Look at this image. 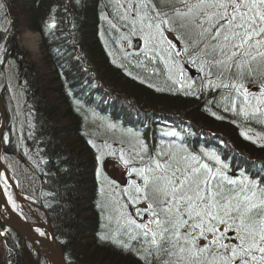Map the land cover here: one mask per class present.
I'll list each match as a JSON object with an SVG mask.
<instances>
[{
	"label": "trees",
	"instance_id": "obj_1",
	"mask_svg": "<svg viewBox=\"0 0 264 264\" xmlns=\"http://www.w3.org/2000/svg\"><path fill=\"white\" fill-rule=\"evenodd\" d=\"M7 5L0 11L2 161L20 193L45 209L65 264H144L135 251L100 239L97 155L82 112L99 108L96 99L112 95L102 113L125 118L127 112L128 125L136 108L153 112V121L175 120L169 125L194 137L195 148L204 144L249 180L264 181V143L244 136L240 120L217 108L210 92L154 89L111 61L102 32L116 12L107 0H7ZM24 31L41 37L37 61L21 45ZM109 237L139 247L124 227ZM0 238L5 247L0 264H32L28 243L1 223Z\"/></svg>",
	"mask_w": 264,
	"mask_h": 264
},
{
	"label": "snow or ice",
	"instance_id": "obj_2",
	"mask_svg": "<svg viewBox=\"0 0 264 264\" xmlns=\"http://www.w3.org/2000/svg\"><path fill=\"white\" fill-rule=\"evenodd\" d=\"M7 6L0 0V11ZM181 6L186 11L170 0H125L118 22L127 29V46L138 35L144 47L137 57L164 62L169 79H183L187 64L198 65L202 88L206 83L242 97L239 112L246 118L256 100L252 118L264 116V0H181ZM162 155L131 168L139 182L122 190L121 209L131 210L120 211L118 225L123 219L128 239L139 247L100 239L135 251L144 264H264V181L228 176L212 154H206L212 166L196 155L171 154L163 162Z\"/></svg>",
	"mask_w": 264,
	"mask_h": 264
},
{
	"label": "rangeland",
	"instance_id": "obj_3",
	"mask_svg": "<svg viewBox=\"0 0 264 264\" xmlns=\"http://www.w3.org/2000/svg\"><path fill=\"white\" fill-rule=\"evenodd\" d=\"M107 1L109 4H111V7H114L112 10L113 12H116V20L114 19V21L118 24L114 23V21H109V17L106 15L108 13H105L106 18L110 23L107 21L105 29L108 28V31L105 30V32L102 33V39L112 62L119 66H125L127 75L154 89H172L173 91H178L181 93L195 90V94H205L210 92L211 101L217 108L219 107L224 111L226 108L229 109L225 112L230 115L237 114L244 116L239 112L240 107L243 105L242 97H238L236 95L230 97L229 94H226V97H220L218 92L224 88L209 87L206 83L203 88L201 87V77L203 73L199 72L198 65L187 64L184 72L185 78L183 79L178 74H174L172 79H169V72L165 67L164 62L154 60L149 63V61L143 55L137 57L136 53L144 47L143 41L139 40L138 35L130 36L129 38L131 39L133 46H127L125 40L123 39V37L127 34V29L122 27L123 21L118 22L119 16L124 12V8L121 7V5L125 3V0ZM170 2L175 3L176 6L181 8L182 11H186V9H183L181 6V0H170ZM188 3L195 4L196 0H188ZM112 24H116L115 29L112 28ZM176 35H183V33L177 32ZM40 44L41 38L37 33L24 31L21 35V45L24 47L30 58H32L33 62L40 58ZM181 44L186 46L185 41L183 40L181 41ZM181 63H183V61H181ZM189 85H191L190 88ZM253 90L255 91L256 89ZM233 101L237 105L235 112L231 111ZM256 103V100L250 101V106H247L246 108V110L249 112V116L247 118L244 116V119L241 120L239 124L242 127L244 136L257 143H262L264 142V116L257 114V118L253 119L251 115ZM84 110H82V112L85 114L83 116L85 117L83 129L90 135V144L97 155L98 182L101 193L100 209L102 213L103 236L109 237L111 231L118 225L117 218L119 217L121 210L125 212L131 210L121 209V206L126 200V196L123 194L122 190L127 188L129 191H131L132 180H137V182H139V178L135 173L129 175V170L131 168L144 167L145 163L149 160V156H152L155 159L157 157V153H160L161 151L164 154L159 157L162 162L165 159H168L171 154H176L181 157L185 155H196L200 157L201 163H209L210 166H212L215 164V161L208 160L206 154H212L219 157L215 152L210 150L199 149L194 152L186 151L176 148L174 145H171L170 142H163L161 145L156 143L153 149H149L147 147H150L148 133L157 127V125L152 123L155 115H153L152 121L149 122L142 120V122L130 123V126L136 128L137 130H143V133H139L136 132V130L118 127L113 122H111L114 117H117L116 113H112L108 119L105 115H97L96 112H94L91 108L84 107ZM2 111L3 108L0 105V124H3V118H1V114L2 117H4V114ZM112 111L120 112V110L115 107L112 108ZM148 112L153 113L151 111ZM122 114H124L125 118H127V112H122ZM163 128L164 127L158 128V130L165 134V136L168 138H172L173 140L178 136V134L175 136L167 135L166 133L172 131H166L163 130ZM151 141H154L153 137L150 138V142ZM145 147L147 148V152L143 150ZM125 161H128V163L125 164ZM221 164L226 165L222 161ZM217 167H219V165H217ZM224 171L225 173L227 171L231 172V169L229 168L228 170L226 167ZM230 176H234V174L231 172ZM261 178L257 179V181H262ZM1 189L3 196L10 202V204L15 209L16 214L22 221L36 225L39 224V220L35 221L36 216H38L42 222L45 223L44 216L35 208L36 200L34 198L22 196V199L27 200V202L31 204L30 206H23L22 203L15 197V194L6 181L5 177L2 178ZM122 223H124V220L120 219L119 224ZM1 239L2 238H0V241H2ZM4 249L5 247L3 243L0 242V261L2 253H4ZM25 249L26 251L33 252L32 255L30 254L32 264H49V262H47L45 259V255L41 253L40 250L35 249L30 244H27Z\"/></svg>",
	"mask_w": 264,
	"mask_h": 264
},
{
	"label": "bare ground",
	"instance_id": "obj_4",
	"mask_svg": "<svg viewBox=\"0 0 264 264\" xmlns=\"http://www.w3.org/2000/svg\"><path fill=\"white\" fill-rule=\"evenodd\" d=\"M0 196H2V192L0 190ZM0 219L5 223L8 224L12 217L10 216V214L2 207V205L0 204ZM15 221L18 225V227L21 228L22 231L28 233V234H35V237H39L41 238L43 241H46L50 244L51 248L48 247H41V252L46 256V258L49 260L50 264H60L59 259L57 258L55 260L53 253L56 252L57 246L52 242V240L49 238L48 234H47V230L46 228H43L41 226H39V230H34L33 227H31L30 225H28L25 221H22L19 216L15 218ZM41 232L44 233V235H41ZM37 235V236H36ZM37 237V238H38Z\"/></svg>",
	"mask_w": 264,
	"mask_h": 264
},
{
	"label": "water",
	"instance_id": "obj_5",
	"mask_svg": "<svg viewBox=\"0 0 264 264\" xmlns=\"http://www.w3.org/2000/svg\"><path fill=\"white\" fill-rule=\"evenodd\" d=\"M1 138H2V130H0V177H1V173L4 172L5 175H6V178H7L8 182L10 183V185L12 186V188L14 189V191L16 192L17 198H20L19 194L16 191L15 186L12 184V182L10 180V177H9V174H8L7 170L4 168V166L2 165V162H1V156H2ZM22 201L24 202V200H22ZM0 202L9 210L10 214L12 215V221H11L10 227L13 230H15L23 238L29 239L30 241H34V242L40 243L43 246H46V247L51 248L50 247V244L47 243L46 241H43L41 239H38L35 236L28 235V234L22 232L20 229H18V227L16 226L15 221H14L15 214H14V211H13L12 207L7 202V200L5 198H3V197L0 198ZM48 234L52 238L53 242L56 244V242L54 240V237H53V235H52V233H51V231L49 229H48ZM57 247H58V250L53 253L54 254V258H55V260L58 258L59 261H60V263L61 264H64L60 247L58 245H57Z\"/></svg>",
	"mask_w": 264,
	"mask_h": 264
}]
</instances>
